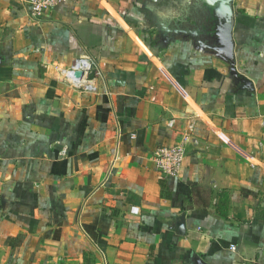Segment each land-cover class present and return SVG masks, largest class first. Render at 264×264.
Segmentation results:
<instances>
[{
	"label": "crops",
	"instance_id": "obj_1",
	"mask_svg": "<svg viewBox=\"0 0 264 264\" xmlns=\"http://www.w3.org/2000/svg\"><path fill=\"white\" fill-rule=\"evenodd\" d=\"M188 1L70 0L34 20L0 0V264L264 263V0H233L246 88L202 27L170 24ZM85 55L96 92L59 76ZM184 135L163 177L154 153Z\"/></svg>",
	"mask_w": 264,
	"mask_h": 264
},
{
	"label": "built area",
	"instance_id": "obj_2",
	"mask_svg": "<svg viewBox=\"0 0 264 264\" xmlns=\"http://www.w3.org/2000/svg\"><path fill=\"white\" fill-rule=\"evenodd\" d=\"M70 0H26L29 6L32 19L40 20L47 11L61 5L67 4ZM61 79L70 86L85 92H96L97 87L93 80L89 79L91 73L95 78L102 77V72L98 68L97 62L91 56L76 58L71 66L58 70ZM188 135H184L183 140L172 147H159L154 153V166L163 176L169 178L178 177L186 158L185 144ZM193 144L196 140H193ZM264 264V263H261Z\"/></svg>",
	"mask_w": 264,
	"mask_h": 264
},
{
	"label": "water",
	"instance_id": "obj_3",
	"mask_svg": "<svg viewBox=\"0 0 264 264\" xmlns=\"http://www.w3.org/2000/svg\"><path fill=\"white\" fill-rule=\"evenodd\" d=\"M202 5L210 9L212 17V29L202 28V34L205 37V41L208 44V49H211L216 53L217 56L223 57L225 61L230 64V74L236 82L241 83L243 87L251 86V83L239 74L236 68L235 58V43L233 39V28L235 24V13L233 8V0H201ZM188 23V19L185 20ZM174 24L177 30L180 31L179 27L182 22L174 19ZM194 22V21H193ZM172 23V22H171ZM195 23V22H194ZM182 32L186 33L185 30L181 29ZM196 37L199 33L197 30L194 32ZM204 44L202 41H199ZM95 74L91 73L89 79H94ZM184 217L178 219V228L181 233L185 230ZM192 264H208L201 257L195 256Z\"/></svg>",
	"mask_w": 264,
	"mask_h": 264
},
{
	"label": "flooded vegetation",
	"instance_id": "obj_4",
	"mask_svg": "<svg viewBox=\"0 0 264 264\" xmlns=\"http://www.w3.org/2000/svg\"><path fill=\"white\" fill-rule=\"evenodd\" d=\"M184 5H185V14L187 16H185L183 19H181L180 17H176L175 12L172 11V14H170L171 18L169 19V21H170V24H173V23H175L173 18H176V20H178L179 22H182L179 29H183V30H185V32L187 34H189V33H191V30H190L189 25L185 21L186 18L196 22L197 24H199V23L204 24L206 21L205 19H206L207 14L209 16V8H206L204 5H202L201 0H189ZM201 6L205 10H200ZM160 20H156V23L159 25H161ZM173 25L175 26V24H173ZM196 26H198V25H196ZM196 41L200 47L208 49V44L205 40H202V39L199 40V41H202L204 44H199L198 39Z\"/></svg>",
	"mask_w": 264,
	"mask_h": 264
},
{
	"label": "rangeland",
	"instance_id": "obj_5",
	"mask_svg": "<svg viewBox=\"0 0 264 264\" xmlns=\"http://www.w3.org/2000/svg\"><path fill=\"white\" fill-rule=\"evenodd\" d=\"M206 23H207V22H205L204 24L199 23V24H197V25L200 26V27H202V28H208V27H207L208 25H206ZM203 25H204V26H203Z\"/></svg>",
	"mask_w": 264,
	"mask_h": 264
},
{
	"label": "trees",
	"instance_id": "obj_6",
	"mask_svg": "<svg viewBox=\"0 0 264 264\" xmlns=\"http://www.w3.org/2000/svg\"><path fill=\"white\" fill-rule=\"evenodd\" d=\"M223 196V195H222ZM223 198V197H222Z\"/></svg>",
	"mask_w": 264,
	"mask_h": 264
}]
</instances>
